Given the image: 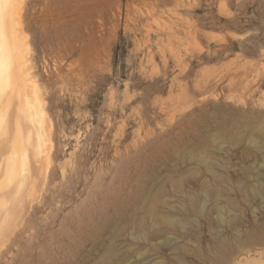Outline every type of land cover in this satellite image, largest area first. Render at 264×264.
Instances as JSON below:
<instances>
[{"label":"rangeland","instance_id":"obj_1","mask_svg":"<svg viewBox=\"0 0 264 264\" xmlns=\"http://www.w3.org/2000/svg\"><path fill=\"white\" fill-rule=\"evenodd\" d=\"M22 1L56 156L0 264H264V0Z\"/></svg>","mask_w":264,"mask_h":264},{"label":"bare ground","instance_id":"obj_2","mask_svg":"<svg viewBox=\"0 0 264 264\" xmlns=\"http://www.w3.org/2000/svg\"><path fill=\"white\" fill-rule=\"evenodd\" d=\"M24 8L22 0H0V263L30 231L37 212L33 201L49 175L51 179L56 156L58 122L52 120L53 105L38 81L36 54L24 39L22 23L28 18ZM69 53L65 48L62 65ZM75 65L71 61L67 69L79 77Z\"/></svg>","mask_w":264,"mask_h":264}]
</instances>
